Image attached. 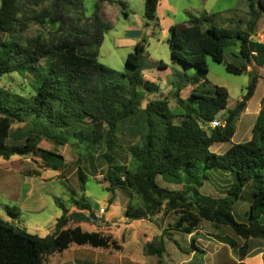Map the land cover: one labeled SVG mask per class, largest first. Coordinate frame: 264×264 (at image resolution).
Masks as SVG:
<instances>
[{
  "label": "trees",
  "instance_id": "obj_1",
  "mask_svg": "<svg viewBox=\"0 0 264 264\" xmlns=\"http://www.w3.org/2000/svg\"><path fill=\"white\" fill-rule=\"evenodd\" d=\"M246 1L251 23L255 24L264 16V0ZM104 3L126 10L122 1L101 0L94 16L87 19L83 0H51L49 6L46 0H1L0 37L6 39L0 41V83L10 74L34 75L36 82L30 95L0 85V160L36 157L50 163L62 159L39 147L43 138L61 146L72 137L88 143L94 151L105 146L107 150L102 157L108 163L107 190L128 192L125 217L129 223L148 221L163 229L167 218L175 214L173 230L186 235H191L203 222L211 223L217 230L229 227L243 241L242 245L229 236H220L218 240L227 244L240 264H244L250 254V241H264V99L248 142L233 145L223 155L211 148L233 140L238 122L256 92L259 76L253 77L246 95L234 108H228L229 94L223 87H215L213 95L192 92L187 100L181 98L182 88H178L172 95L183 112L182 121L177 124L178 115L172 111L169 97L146 100L148 94L158 92L159 88L143 76L145 41L136 44L134 53L127 58L129 74L102 65L97 52L90 51L100 47L105 34L112 29L103 16ZM158 5L159 0H146L148 20L155 18ZM40 6L42 10L38 11L36 8ZM210 21L211 17L203 15L192 18L186 26L170 28L168 42L175 62L197 68L199 74L207 73L208 57L218 64L224 63L226 49L238 41L239 52L234 57L242 58L247 66L238 68L229 64L228 73L242 75L252 62L264 66V44L252 40L257 24L244 33L210 25ZM31 24L57 36L53 39L23 36ZM43 60L45 66L41 65ZM158 68L167 66L160 62ZM199 79L196 76L193 81ZM221 114L225 126L212 128V122ZM130 123L139 126L138 132L131 134L141 135V140L130 147V165H116L110 152L116 146L117 136L128 132ZM14 124L27 128L12 133ZM12 138L16 142H11ZM51 169L61 168L53 164ZM211 171L231 176L224 197L201 192ZM78 174L84 190L86 176L80 170ZM159 177L182 189L160 186ZM248 187L252 190L250 210L247 220L240 222L234 215V206ZM73 195L76 196L75 191ZM72 201L78 212H71L57 201L63 214L57 220L55 234L47 238L28 234L0 219V264H43L46 257L63 253L72 244L123 250L112 236L74 226L93 222L85 216L93 214V209L86 198ZM191 246L198 251L194 240ZM164 252L163 238L147 245L148 255L162 256Z\"/></svg>",
  "mask_w": 264,
  "mask_h": 264
},
{
  "label": "rangeland",
  "instance_id": "obj_2",
  "mask_svg": "<svg viewBox=\"0 0 264 264\" xmlns=\"http://www.w3.org/2000/svg\"><path fill=\"white\" fill-rule=\"evenodd\" d=\"M118 1L126 4V10H122L117 6H110L107 3L103 4L104 19L112 25V29L105 34L101 46L91 48L90 51L97 52L98 61L102 65L119 73L129 74L131 69L127 65V58L129 54L134 53L136 44L145 41L146 55L144 58L143 76L159 88L158 92L148 94L146 100H157L161 96L169 97L170 107L178 115L175 123L178 124L182 121L180 115L183 114L176 100L172 97L178 88H182L181 98L187 100L192 92L213 95L215 87H223L229 94L228 108H234L246 95L247 88L251 84L253 77L255 75L259 76L256 92L238 122L239 132L234 140V142H241L240 144L245 143L243 138L251 134L258 119L259 109L263 103L264 68L258 69L259 72L252 68L253 72H246L242 75L228 73L226 66L229 64L238 68L247 66L242 58L234 57V53L238 54L239 52L240 43L236 41V44L234 43L233 46L226 49L224 63L218 64L208 57L207 73L199 74L197 68L186 66L172 59L168 40L172 26H186L192 18L208 15L211 17L210 25L244 33L250 32L256 27L254 25L257 24L259 30L257 31L256 29L255 34L257 33L258 38L264 41V17L255 24L251 23L252 18L246 0H159L155 18L150 21L145 15L146 0ZM50 3L51 0H46V6H49ZM100 3L101 0H83L84 17L87 19L92 18ZM36 9L41 11L42 6ZM81 23H84V18H82ZM39 35L49 39L57 36L35 24H31L23 34L27 38ZM4 39H6L5 36L0 37V41L3 42ZM160 62H163L167 68H158ZM45 63L43 60L41 65L45 66ZM253 66L255 67L254 64H252ZM196 76H200L199 82L193 81ZM35 82L36 77L34 75L22 77L17 74H10L2 79L0 85L17 93L30 95ZM147 101L143 102V107H145ZM222 117H224V114H221L219 119ZM138 127L137 123H130L128 132H123L117 136L115 140L116 146L110 152L114 164L130 165V147L138 144L141 140V135L133 136L131 134L132 132L134 134L137 133ZM26 128L24 125L14 124L12 133L21 132ZM69 139L68 143L61 146L46 138H43L39 143L41 149L52 151L62 159L56 158L55 161L46 163L36 157L12 158L15 160V169L23 167L25 174L17 175L14 173V178L10 177L7 184L0 185L1 220L28 234L47 238L55 234L56 222L63 214L57 205L58 200L66 205L68 209L78 212L73 206L72 199L75 198L77 201H82V198H86L92 206L93 214H97L101 208H108L109 205L105 201L106 197L110 199L114 197L112 201L115 217L118 219L125 218V209L129 202L128 192L124 189H117L114 193L107 190L110 186V183L105 180L108 163L102 157L107 150L106 147L102 146L94 151L86 142H79L76 139H72V137ZM11 142H16V139L12 138ZM231 144L232 141L217 144L213 147V151L217 154L218 147L228 148ZM80 158L82 161H80ZM0 163L3 164L6 161L0 160ZM53 164L59 165L60 171L52 170L51 166ZM79 170L86 176L84 190L81 189ZM35 171H40V174L32 175V172ZM27 173L28 175H26ZM208 177L209 180L205 182L201 192L208 196H224L232 182L231 176L223 171H211ZM158 183L160 186L166 185V182L161 177L158 178ZM165 188L181 190L182 186L169 183ZM73 191L76 192V196L73 195ZM251 199L252 190L248 187L243 192L241 200L234 206V215L238 221L245 222L247 220L246 214L250 210ZM91 215L85 214L89 218H91ZM92 220L94 221V219ZM167 220L169 224L164 233L166 235L164 243L168 253L171 255L170 261H174L169 264H176L177 260L188 258V255L184 252L192 249L187 243V237L184 234H176L173 237L175 241L168 240V237L171 236L170 232L167 231L173 229L177 215L172 214ZM130 225L121 223L119 224L120 230L115 231L120 244L125 240H130L129 238L133 236L131 242L128 243L129 250L135 247L138 242L140 244L145 242V233L149 234L150 238H153L161 231L153 223L148 225L136 221L131 222ZM206 225H211V223L207 222ZM84 227L87 228V226ZM107 228L105 231L106 234H109L111 231ZM210 230L212 229L210 228ZM216 234L218 235L217 238L222 235L229 236L234 237L239 245L243 243L229 227H221L220 230H216ZM176 244L180 246L181 250L176 247ZM197 245L201 246L202 252L196 257V264H212L214 262L237 264V257L231 253L230 248L227 246L221 247L220 243L211 237L207 238L205 235H200L197 238ZM89 247L88 245L78 246L72 244L69 250L64 252V255L72 260L76 251H79V249H91ZM146 249L147 245L144 250L147 255ZM250 249L251 255L264 253V241L251 240ZM98 250L105 251V249ZM86 255H88L86 259L93 262V254L86 253ZM118 256L119 253H116V258ZM128 258V255H122V264H127ZM51 259L58 262L61 258L59 255H55ZM49 260L50 256L46 257L43 264H49Z\"/></svg>",
  "mask_w": 264,
  "mask_h": 264
},
{
  "label": "crops",
  "instance_id": "obj_3",
  "mask_svg": "<svg viewBox=\"0 0 264 264\" xmlns=\"http://www.w3.org/2000/svg\"><path fill=\"white\" fill-rule=\"evenodd\" d=\"M262 17H264V16H262ZM256 29H257V31L259 30L257 27L255 28V30ZM258 37L259 36L257 35V33L256 34L254 33V35L252 36V40L254 42L264 44V41L262 39H259ZM253 54H254V56H256L255 53H253ZM252 63L255 65V67L254 66L252 67V65L249 66L247 72H253L252 68H254L256 72H259L258 69L261 70L264 68V66L259 67L254 62H252ZM261 109H262V105L259 109L258 115L260 114ZM238 132H239V128L237 126V131H236V134L232 140V144L228 148H224L222 146L218 147L217 148V151H218L217 154L218 155L225 154L233 145L241 143V142H234ZM251 137H252V132L248 137L245 136L243 139H245L244 140L245 142H248L251 139ZM213 147L211 148L212 152H214ZM14 163H15L14 159H12L11 161H6V163H3V164L0 163V185L7 184L8 179L10 177L14 178V176H13L14 173L17 175L25 174L24 168L22 167V168L15 169L16 166L14 165ZM37 172L40 173V171H37ZM32 173H33L32 175H34V172H32ZM26 175H28V173ZM164 182H166V181H164ZM167 183L168 182L165 183L166 185H163L164 188L168 186L169 183L168 184ZM170 184H172V183H170ZM224 196H218V197H224ZM213 197H217V196H213ZM110 200L111 199L109 197L105 198V201H106V203H108L109 206L106 209L101 208L100 212L97 214L94 213L96 219L93 222L86 221V222H82L80 224H75L74 226H80L86 232L101 233L102 235H105V236H112L114 240L118 241V238L116 236L115 231L120 230L119 224L126 223L127 225H130L131 223L128 222V219L126 217L123 219H118L115 217L114 204H113V201L110 202ZM113 200H114V197H113ZM125 207H126V205H125ZM70 211L74 212L72 210H70ZM141 222H142V224H148V225L151 224V222H148V221H141ZM206 223L207 222H203L200 225V227L198 229L194 230V232L191 235L184 234L187 237V243L190 245L192 250H189L188 252H184L185 254L188 255V258H183L180 261L177 260L176 264H196L195 263L196 257L199 255V253L202 252L201 246L197 245V238L200 235H205V236H207V238H210V237L213 238L214 240H216L220 243L221 247H224V246L229 247L227 244L222 243L218 240V238H217L218 235L216 234L217 229L212 224L206 225ZM168 224L169 223L167 220L163 229H161V231L159 232V234L157 236H155V237L153 236V238H150L148 236L149 234L147 235L145 233V238H146L145 242L141 243V244L138 242V244L135 245V247L131 248L130 250L128 249V243L131 242V240L133 239V236H131L129 238L130 240H125L124 242H122V244H121L123 247L122 252L121 251L116 252L113 250L102 251V250H98V249H94L92 247H89L91 249H79V251H76V253L73 256L74 258L71 260L70 258H68L64 255V252H65L64 251L63 253H58V254H54V255L50 256L49 264H122V262H121L122 261V259H121L122 255L123 256L128 255L129 258H128L127 264H169L170 262H174V261H170L171 255L168 253V249L166 246H165V252L162 254V256L148 255V254L146 255L145 251H144L145 246L148 245L149 243H152L155 240H159V239L163 238V240L165 242L166 235L164 233L166 231V227H168ZM84 226H87V228H85ZM105 226L108 227L107 229H110L111 234L109 232H107L109 234H106V231H105L106 227ZM210 228L212 230H210ZM167 232H170L171 237H168V240H170V241H175L173 237H175L176 234H180V232L174 231L173 229L170 231H167ZM181 234H183V233H181ZM232 238H234V237H232ZM192 240H194V245L196 246V249H198V251L195 250L191 246ZM176 247H178L181 250L179 245H177ZM197 247H199V248H197ZM230 250H231V253L234 254V252L231 248H230ZM86 253H88V254L92 253L93 254V258H94L93 262H90L86 259L88 257V255H86ZM116 253H119L118 258H116ZM55 255H59L61 258L58 262L51 259ZM117 260H118V262H117ZM243 263L244 264H264V253H259V254H255V255L249 254L248 257L243 261ZM212 264H221V263L220 262H214ZM237 264H240V261L238 259H237Z\"/></svg>",
  "mask_w": 264,
  "mask_h": 264
},
{
  "label": "built area",
  "instance_id": "obj_4",
  "mask_svg": "<svg viewBox=\"0 0 264 264\" xmlns=\"http://www.w3.org/2000/svg\"><path fill=\"white\" fill-rule=\"evenodd\" d=\"M225 122L221 119H217L216 121L212 122L211 127L212 128H217V127H224Z\"/></svg>",
  "mask_w": 264,
  "mask_h": 264
},
{
  "label": "water",
  "instance_id": "obj_5",
  "mask_svg": "<svg viewBox=\"0 0 264 264\" xmlns=\"http://www.w3.org/2000/svg\"><path fill=\"white\" fill-rule=\"evenodd\" d=\"M91 218L94 220L96 219L94 214L91 215Z\"/></svg>",
  "mask_w": 264,
  "mask_h": 264
}]
</instances>
